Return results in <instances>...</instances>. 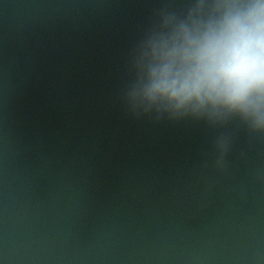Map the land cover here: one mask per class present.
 <instances>
[{
	"label": "water",
	"instance_id": "95a60500",
	"mask_svg": "<svg viewBox=\"0 0 264 264\" xmlns=\"http://www.w3.org/2000/svg\"><path fill=\"white\" fill-rule=\"evenodd\" d=\"M161 2L0 0V264H264V137L122 103Z\"/></svg>",
	"mask_w": 264,
	"mask_h": 264
},
{
	"label": "clouds",
	"instance_id": "9594fccd",
	"mask_svg": "<svg viewBox=\"0 0 264 264\" xmlns=\"http://www.w3.org/2000/svg\"><path fill=\"white\" fill-rule=\"evenodd\" d=\"M121 99L137 118L264 137V0H162L129 51ZM232 142L216 136L218 170Z\"/></svg>",
	"mask_w": 264,
	"mask_h": 264
}]
</instances>
